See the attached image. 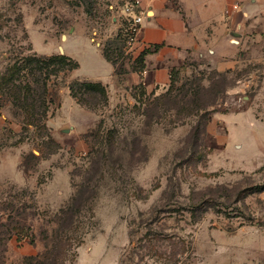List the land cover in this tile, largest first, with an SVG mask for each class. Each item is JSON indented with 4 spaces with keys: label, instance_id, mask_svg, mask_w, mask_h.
Here are the masks:
<instances>
[{
    "label": "rangeland",
    "instance_id": "374dc122",
    "mask_svg": "<svg viewBox=\"0 0 264 264\" xmlns=\"http://www.w3.org/2000/svg\"><path fill=\"white\" fill-rule=\"evenodd\" d=\"M116 1L0 0V264H264V31L143 92Z\"/></svg>",
    "mask_w": 264,
    "mask_h": 264
},
{
    "label": "crops",
    "instance_id": "0c3cea01",
    "mask_svg": "<svg viewBox=\"0 0 264 264\" xmlns=\"http://www.w3.org/2000/svg\"><path fill=\"white\" fill-rule=\"evenodd\" d=\"M142 3L148 16L131 53L132 66L122 74L124 81L139 86L143 92L164 90L179 67L205 56L206 52L229 68L238 63V53L250 39L249 30L257 27L259 30L255 31H264V0H142ZM119 13L122 17L120 10ZM102 58L105 62L98 73L112 71L113 66Z\"/></svg>",
    "mask_w": 264,
    "mask_h": 264
},
{
    "label": "built area",
    "instance_id": "2783aa9c",
    "mask_svg": "<svg viewBox=\"0 0 264 264\" xmlns=\"http://www.w3.org/2000/svg\"><path fill=\"white\" fill-rule=\"evenodd\" d=\"M119 10L125 22V50L127 54H131L138 44V34L148 16V10L143 6L142 0H127Z\"/></svg>",
    "mask_w": 264,
    "mask_h": 264
},
{
    "label": "trees",
    "instance_id": "16d2710c",
    "mask_svg": "<svg viewBox=\"0 0 264 264\" xmlns=\"http://www.w3.org/2000/svg\"><path fill=\"white\" fill-rule=\"evenodd\" d=\"M48 59H49L50 62H52L54 64H58L59 66H62V68H64V67L67 68V67H69V64H70V60H68V58L63 56V55L52 56V57H50ZM137 62H138V65L140 66V64L142 63V58L138 59ZM75 63H76V65L73 64L72 68H77L78 67V63L77 62H75ZM76 83H79V82L76 81ZM84 84H85V86L88 89H92V85L90 83L89 84L84 83ZM70 89L73 91L75 89V86L71 85ZM262 190H264V184L263 185L256 184V185H253L251 187H247V188L241 189L238 192V199L240 200L242 196H246L247 194H251L253 192L262 191ZM154 248H156V247H153V249Z\"/></svg>",
    "mask_w": 264,
    "mask_h": 264
}]
</instances>
